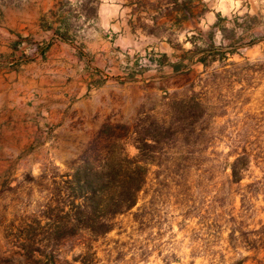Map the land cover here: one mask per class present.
<instances>
[{
  "label": "rangeland",
  "instance_id": "obj_1",
  "mask_svg": "<svg viewBox=\"0 0 264 264\" xmlns=\"http://www.w3.org/2000/svg\"><path fill=\"white\" fill-rule=\"evenodd\" d=\"M101 1L0 0V264H264V0H193L180 27L173 0H103L127 11L114 59L87 36ZM61 34L104 65L96 89L67 76ZM136 125L165 130L136 206L56 237L71 169L102 160L105 127Z\"/></svg>",
  "mask_w": 264,
  "mask_h": 264
},
{
  "label": "trees",
  "instance_id": "obj_2",
  "mask_svg": "<svg viewBox=\"0 0 264 264\" xmlns=\"http://www.w3.org/2000/svg\"><path fill=\"white\" fill-rule=\"evenodd\" d=\"M193 2L173 0L174 7L168 15L170 17L172 13H176L175 26L180 27L183 22L194 19ZM157 19L153 17L151 20L156 23ZM167 41L171 43L170 39ZM38 51L44 54L43 50ZM212 61L213 59L209 61L207 54L198 62L208 68L209 62ZM173 67L179 72L181 65L174 64ZM183 107L185 108L183 101H174L172 115L180 114V108ZM117 127L121 129L120 133L113 132L109 126L103 130V133L107 134V142L101 149L102 160L93 163L88 157L83 158L79 166L71 169L72 173L66 181L68 203L63 209L58 208L55 215L57 225L53 232L56 237L63 234L74 237L82 231L94 236L106 234L112 229L110 223H114L118 216L136 206L139 194L147 184L150 165L148 150L157 142L158 135L165 130H149L139 125L133 130L126 126ZM123 130L125 131L121 132ZM127 138L134 140V147L138 151L135 156L128 152ZM237 164L238 160L232 165V173L235 179H240L237 177ZM25 252H30L26 245Z\"/></svg>",
  "mask_w": 264,
  "mask_h": 264
},
{
  "label": "crops",
  "instance_id": "obj_3",
  "mask_svg": "<svg viewBox=\"0 0 264 264\" xmlns=\"http://www.w3.org/2000/svg\"><path fill=\"white\" fill-rule=\"evenodd\" d=\"M126 7L119 3H103V0L97 7L95 16L84 17L88 27L87 36H96V46L93 53L97 58H111L116 56L115 48L120 44L119 35L130 34L127 20L124 19ZM64 36V34H61ZM70 48L73 58L76 59L77 66L72 67L69 78L78 82L86 91L89 87L96 89L97 80L102 81L104 77V65L95 64L86 54L79 53L78 47L71 41L62 39L61 49ZM54 48H50L49 54H54ZM64 57V54H59ZM78 60V61H77ZM77 67V68H76ZM64 74V73H62Z\"/></svg>",
  "mask_w": 264,
  "mask_h": 264
}]
</instances>
